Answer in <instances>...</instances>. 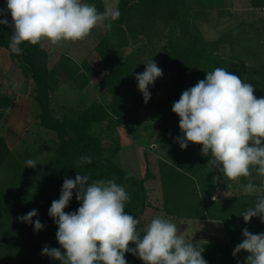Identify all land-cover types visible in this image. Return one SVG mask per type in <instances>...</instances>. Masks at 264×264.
<instances>
[{"label": "trees", "instance_id": "16d2710c", "mask_svg": "<svg viewBox=\"0 0 264 264\" xmlns=\"http://www.w3.org/2000/svg\"><path fill=\"white\" fill-rule=\"evenodd\" d=\"M83 2L89 5L93 2L99 3L98 0H84ZM252 5L264 7V0H252ZM94 6L98 11L97 5ZM118 8L121 13L117 20L119 27L124 25L134 36L138 32L150 35L155 28L159 29V26H156L158 22L162 23L161 27L168 26L169 32L164 37L166 40L162 43V49L164 60H167L168 66L176 73L175 87L170 94L173 101H178L183 91L195 86L198 81L204 80L206 74L216 68H223L239 76L243 82L253 85L256 89L254 95L257 98L264 97V64L246 65L242 62L244 59L240 54L226 52V44L223 40V44L221 41H206L193 18L187 16V7L182 0H120ZM177 27L178 34L175 33ZM13 34L10 23L0 24V47L8 51L12 62H17L16 65L25 78L33 80L32 99L41 107L39 124L56 131L59 143L45 171L39 177L34 178L33 183L25 184L24 193L27 195V203L23 208L12 209L0 193V205L3 206V209H0V251L9 250L15 253L6 260L0 252V261H7V264H60V261L41 253L45 246L60 248L56 239L58 226L48 212L52 202L59 200L65 179L74 180L78 173L88 175L89 183L101 179L114 180L130 194V200L125 203L127 214L137 218L145 207L147 177L137 178L120 168L113 159L120 146L112 143L105 147L92 133L95 123L109 117L108 110L115 112L116 117L129 126L128 109L136 110V107L129 106L127 99L123 101L124 94H126L127 77L133 73L132 70L137 68L136 60H134L136 57H129L125 60L115 59L108 42L101 41L96 48L107 67L104 82L112 93L113 103L109 105V109L100 103L92 102L81 111L56 114L49 107L48 93L54 90L59 82L55 73L56 69L59 67L61 69L62 63L49 68L48 55L41 44L31 45L25 42L20 45L22 49L20 55L12 53L9 44ZM155 43L156 41L152 40L153 50ZM230 51H233V48H230ZM85 82L86 79L83 84ZM157 95V93L151 95L145 104H152L158 99ZM12 99L6 95H0V120ZM201 149L202 145H199L196 151L175 147L170 150L171 163L160 161L161 184L164 186L168 184L160 208L167 214L177 217L221 221L227 241L199 244L197 247H203L202 256L207 264H237L238 261L244 264L247 256L238 253L234 257L232 243L239 227L248 228L257 234L264 233V223H261L259 217H253L245 223L243 217L239 216L248 207L254 206L257 194L246 193L233 198L211 199L210 184L212 185L213 173L216 169L213 170V167L208 164L211 155H203ZM83 156H90L91 163L78 164L80 157ZM10 157L11 151L7 148L3 137L0 136V169L3 166L4 173L14 172L13 165L9 163ZM71 160H74L73 163L70 162ZM75 165L78 167L75 168ZM219 176L221 179L226 178L220 173ZM194 178L199 182L202 197L201 199L197 195L195 203L172 196L168 191H174L169 187L178 186L184 181L186 185H192L195 188ZM249 178L250 181H247L246 177H242V180L254 184L261 183V178L264 177H260L253 170ZM80 206L74 190L72 200L64 211L66 213L75 212ZM33 209L38 211V217L32 218L33 222L38 218L44 224V228L40 231H34L33 224L24 223L18 219ZM129 247L134 248L135 246L130 243ZM125 259L132 264H144L138 256L131 252L125 253Z\"/></svg>", "mask_w": 264, "mask_h": 264}, {"label": "rangeland", "instance_id": "374dc122", "mask_svg": "<svg viewBox=\"0 0 264 264\" xmlns=\"http://www.w3.org/2000/svg\"><path fill=\"white\" fill-rule=\"evenodd\" d=\"M119 1L98 0V4L93 2L90 5H97L98 11L102 13L107 4L119 3ZM182 1L186 4L187 16L193 18L206 41L222 42L223 40L226 44V52L240 54L245 60L242 62L246 65L264 64V7H254L252 0ZM5 8L6 0H1L0 9ZM4 18V15L0 14V19ZM107 23L108 21L99 23L83 40L61 42L59 45H51L47 41L41 42L48 55V67L53 68L60 62L62 63L61 69L59 67L55 73L59 82L55 89L48 93L49 107L56 114H62L81 111L92 102L100 103L107 108L113 103L112 93L104 82L107 67L96 48L101 41L108 42L115 59L125 60L129 57H136L134 60H136L137 68L132 70L133 73L127 77L126 94H124L123 101L127 99L129 106L136 107V110L128 109L129 126L118 119L115 112L108 110L109 117L95 123L92 133L105 147L112 143L120 146L113 158L120 168L134 177H147L145 207L137 217L142 225L146 226L152 219L159 217L175 223L178 234L184 235L186 242L193 243L195 246L226 242L227 237L222 222L212 219H206L208 220L206 223L191 222L185 217L167 214L160 208L168 187V184L165 186L161 184L160 161L171 163L170 150L180 147L177 138L183 135L179 128L180 118L172 111L173 103L176 101H173L170 96L175 87L176 73L168 66L167 60H164L162 49V43L166 40L164 37L169 32L168 26L161 27L162 23L158 22L156 26H159V29L155 28L150 35L138 32L134 36L124 25L119 27L117 20L111 22L110 29L105 27ZM175 33L178 34V27ZM152 40L156 41L154 50L151 47ZM230 48H233V51H230ZM151 59L162 70L163 75L156 79L154 85L149 86L150 94L153 96L157 93L158 99L152 104H145L143 95L138 90L136 76L145 71V64ZM13 63L17 64L16 61ZM11 74L9 73L8 76ZM84 79L86 82L83 84ZM26 81V85L16 83L13 86H3L0 88V95L14 98L19 92H25L33 96L34 82L31 78H26ZM28 113L27 122L24 121L26 116L21 115L15 122L12 115L10 117L4 115L0 120V136L3 137L7 148L11 151L9 163L13 165L14 171L4 173L3 166H1L0 193L12 209L25 206L27 203V195L24 193L25 184L33 183L34 178L39 177L45 171L59 143L56 131L39 124L41 107L34 99L28 107ZM17 124L22 125L16 127ZM198 147L199 144L189 143L187 149L196 151ZM30 159L38 163L35 168L26 167V161ZM73 161L70 162L73 163ZM77 167L75 165V168ZM212 169L214 170V167ZM213 178L212 185L210 184L211 199L213 197L215 199L233 198L247 193L244 188L248 182L243 181L242 177L239 181L221 179L219 172L214 170ZM246 179L250 181L249 177ZM194 181L195 188L192 185H186L184 181L178 186H170L172 188L169 187V189H174V191H168L172 196L195 203L197 195L201 199L202 197L199 182L196 178ZM262 182L264 178H261V183L253 184L259 192H264ZM0 209H3L2 205ZM244 228L239 227L236 230L232 243L234 249L244 239L242 236ZM0 252L6 260L15 254L14 251L9 250ZM240 253L244 256L249 255L246 251ZM0 264H7V261H0ZM127 264H132V262L128 261Z\"/></svg>", "mask_w": 264, "mask_h": 264}, {"label": "clouds", "instance_id": "9594fccd", "mask_svg": "<svg viewBox=\"0 0 264 264\" xmlns=\"http://www.w3.org/2000/svg\"><path fill=\"white\" fill-rule=\"evenodd\" d=\"M7 13L14 31L9 48L16 55L22 53L20 45L25 42L59 45L83 40L99 23L108 21L105 27L110 29L111 22L121 15L118 3L107 4L100 13L82 0H6V8L0 9L5 17L0 24H9ZM145 65V71L136 80L147 103L151 97L149 86L163 73L152 59ZM255 90L239 76L216 68L183 91L172 106L180 118L183 135L177 142L181 149L189 143L202 145V154L211 155L208 164L228 180L239 181L251 176L253 170L264 177V97L257 98ZM91 161L90 156H83L78 164ZM37 164L35 160L26 161L28 168ZM74 190L81 206L66 213ZM244 190L257 195L254 206L239 216L245 223L253 217L264 223V192L252 183L246 184ZM129 200L130 194L114 180L89 183L88 175L78 173L74 180L65 179L59 200L52 202L48 212L58 226L56 239L60 248L45 246L41 254L60 264H127V252L138 256L144 264H207L202 256L203 247L187 243L184 235L178 234L175 223L157 217L145 226L127 214L125 203ZM33 217H38L35 209L18 219L33 224L34 231L42 230L44 224L38 218L33 222ZM242 236L244 239L235 247L233 256L246 251L249 255L244 264H264V233L253 234L244 228ZM130 243L135 247L130 248Z\"/></svg>", "mask_w": 264, "mask_h": 264}, {"label": "crops", "instance_id": "0c3cea01", "mask_svg": "<svg viewBox=\"0 0 264 264\" xmlns=\"http://www.w3.org/2000/svg\"><path fill=\"white\" fill-rule=\"evenodd\" d=\"M7 19L11 25V15L10 13H7ZM9 73H12L11 76H8ZM16 83L26 85L27 81L20 70V68L15 65L9 56L8 51L5 48L0 47V88L6 85H15ZM31 85V82L29 83ZM31 97V98H30ZM32 104V96L28 95L25 92H19L15 95V97L12 100V104L10 105L9 109L7 110L4 115L5 117H10L12 115V119L15 122L19 116L25 117L24 121L27 122V114L28 113V107ZM19 114V115H18ZM22 124H17V126H20ZM186 220L191 222H207L206 219H196V218H186ZM218 221V220H213ZM221 222V221H220ZM200 223V224H203Z\"/></svg>", "mask_w": 264, "mask_h": 264}, {"label": "built area", "instance_id": "2783aa9c", "mask_svg": "<svg viewBox=\"0 0 264 264\" xmlns=\"http://www.w3.org/2000/svg\"><path fill=\"white\" fill-rule=\"evenodd\" d=\"M0 2H1V0H0Z\"/></svg>", "mask_w": 264, "mask_h": 264}]
</instances>
